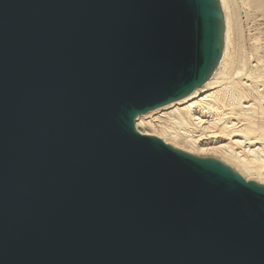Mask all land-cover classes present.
I'll use <instances>...</instances> for the list:
<instances>
[{
    "label": "water",
    "instance_id": "obj_1",
    "mask_svg": "<svg viewBox=\"0 0 264 264\" xmlns=\"http://www.w3.org/2000/svg\"><path fill=\"white\" fill-rule=\"evenodd\" d=\"M224 29L219 0H0V264H264V185L135 126Z\"/></svg>",
    "mask_w": 264,
    "mask_h": 264
},
{
    "label": "bare ground",
    "instance_id": "obj_2",
    "mask_svg": "<svg viewBox=\"0 0 264 264\" xmlns=\"http://www.w3.org/2000/svg\"><path fill=\"white\" fill-rule=\"evenodd\" d=\"M219 3L222 57L208 81L187 97L138 116L135 126L143 135L216 158L246 181L264 185V0ZM252 21L262 24L249 35L245 23Z\"/></svg>",
    "mask_w": 264,
    "mask_h": 264
},
{
    "label": "rangeland",
    "instance_id": "obj_3",
    "mask_svg": "<svg viewBox=\"0 0 264 264\" xmlns=\"http://www.w3.org/2000/svg\"><path fill=\"white\" fill-rule=\"evenodd\" d=\"M244 20L247 21L246 17H244ZM254 22H255V21H254ZM254 22L252 21V22H249V23H247V22L245 23V24H246V28H247V34H249V35H251V33L254 34V33L257 32L256 29L259 28V27H257V25H256L255 27H257V28H253L255 24H262V22H259V23L257 22V23H255V24H254ZM260 28H263V26H260ZM249 30H250V31H249ZM253 30H254V31H253ZM250 32H251V33H250ZM250 43H251V42H250ZM250 43H248V46H250V45L252 44V43H251V44H250ZM228 166H229V165H228ZM229 167H230V166H229ZM231 168H232V167H231ZM232 169H233V168H232ZM233 170H234V169H233ZM236 172H237V171H236Z\"/></svg>",
    "mask_w": 264,
    "mask_h": 264
}]
</instances>
